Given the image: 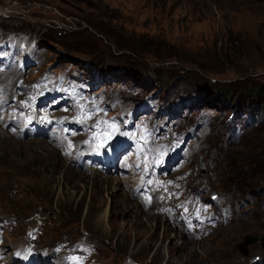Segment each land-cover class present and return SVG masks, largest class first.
<instances>
[{"label":"rangeland","instance_id":"374dc122","mask_svg":"<svg viewBox=\"0 0 264 264\" xmlns=\"http://www.w3.org/2000/svg\"><path fill=\"white\" fill-rule=\"evenodd\" d=\"M260 24L264 0H0L6 87L62 99L72 121L124 146L136 138L154 159L181 164L166 175L173 200L208 217L187 233L135 202L134 174L82 171L47 140L17 141L0 126L6 260L264 264V102L237 97L264 78L262 57L249 49L264 45ZM230 37L244 43L240 51L221 50ZM151 38L195 60L128 48ZM29 230L35 245L24 241ZM246 235L248 254L239 247Z\"/></svg>","mask_w":264,"mask_h":264},{"label":"trees","instance_id":"16d2710c","mask_svg":"<svg viewBox=\"0 0 264 264\" xmlns=\"http://www.w3.org/2000/svg\"><path fill=\"white\" fill-rule=\"evenodd\" d=\"M260 25L261 27H258V30L259 32H263V33H258V35L264 36V24H260ZM243 45L244 43L241 42L240 38L230 37L227 41L226 48H223L224 46H222L221 50L227 49L230 50L231 52H236V51H240L243 48ZM128 48L134 52L136 50L139 51L138 49L146 50L148 52H151L152 54H154V56L158 58L173 56L174 58L176 59L178 58L180 60H184V59L185 60L190 59L191 61L195 60L192 57H188L184 55L185 53L183 52V50L180 49L179 46L169 45V44L165 45L162 42L153 41V38H151L147 42H144V45L142 46L137 45L136 43L134 45L132 44V42H130V44H128ZM249 49L254 50L259 56L262 57L263 61L260 62L259 64L264 65V45L252 43L249 44ZM195 63H197V61H195ZM107 75L108 73L103 76H107ZM223 90L225 95L230 94V92L227 91V88H224ZM237 97L240 100H245L243 101L245 103H247L246 102L247 99L264 102V78L261 80V82H258L254 85H249L248 87L244 88L243 91L240 92L239 95H237ZM237 103H238L237 104L238 108H241L240 106L242 105L239 104V102Z\"/></svg>","mask_w":264,"mask_h":264},{"label":"bare ground","instance_id":"6f19581e","mask_svg":"<svg viewBox=\"0 0 264 264\" xmlns=\"http://www.w3.org/2000/svg\"><path fill=\"white\" fill-rule=\"evenodd\" d=\"M3 65H8V63H5V64H3ZM0 74H2V72L0 73ZM0 83H1V86H2V88H4L5 90H7V91H9V92H11V94H18V91L19 90H16V89H14V91H12L11 89L12 88H10V87H6V84L4 83V80L1 78V76H0ZM51 100H53V99H51ZM43 103H47V102H43ZM0 126H1V124H0ZM2 127V126H1ZM3 128V127H2ZM4 129V128H3ZM119 131L121 130V129H118ZM7 136H9L10 138H12V139H16V138H14L13 137V135H15L17 138H20V139H17V141H21V139H22V137L20 136V134H19V132H18V134L19 135H17V134H11V133H9V132H6L5 133ZM2 135V133H0V136ZM20 136V137H19ZM29 139V141H40V139H37L36 137H34V138H28ZM1 141V140H0ZM41 142H42V140H41ZM47 145H49V146H51L52 148H54L55 150H57V152L59 153V156L62 158V157H64L65 156V153L63 152V150L62 149H60V148H56V147H58L57 145H54V144H49V143H47ZM69 161V160H68ZM70 162V161H69ZM181 164H179V167L177 168V170L178 169H180V166ZM73 166V165H72ZM73 167H75V166H73ZM76 168H79V167H76ZM79 169H81V168H79ZM82 171L83 170H85V171H87L86 169H81ZM94 171H97L96 169H94ZM101 176H103V175H101ZM103 177H106V176H103ZM117 180L120 182V183H122L121 182V179H118L117 178ZM124 185V184H123ZM125 190V189H124ZM126 191V190H125ZM127 192V191H126ZM128 193V192H127ZM129 194V193H128ZM130 195V194H129ZM135 202L136 203H138L142 208L144 207V205L141 203V202H139L137 199H135ZM154 211V210H153ZM156 214H158V215H160L161 213H159L158 211H154ZM170 225H171V223H169ZM172 230V229H171ZM185 232H187L186 230H184ZM200 232V231H199ZM166 233V232H165ZM187 233H190V234H192L191 232H187ZM193 235V234H192ZM174 239V238H173ZM2 246V245H1ZM3 247V246H2ZM159 254V253H158Z\"/></svg>","mask_w":264,"mask_h":264},{"label":"water","instance_id":"95a60500","mask_svg":"<svg viewBox=\"0 0 264 264\" xmlns=\"http://www.w3.org/2000/svg\"><path fill=\"white\" fill-rule=\"evenodd\" d=\"M261 239H262V241H263V243H264V238L261 237ZM252 240H253L252 237H250L249 235H246V236L244 237V240H243L242 242L239 243V247H240V249L242 250L243 253H247V254H248L247 249H246V244H247L248 242L252 241Z\"/></svg>","mask_w":264,"mask_h":264}]
</instances>
